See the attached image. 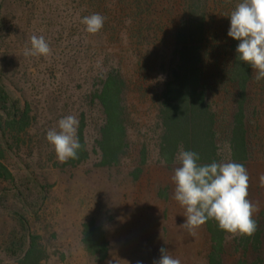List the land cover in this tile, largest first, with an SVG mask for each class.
Here are the masks:
<instances>
[{
  "label": "rangeland",
  "instance_id": "obj_1",
  "mask_svg": "<svg viewBox=\"0 0 264 264\" xmlns=\"http://www.w3.org/2000/svg\"><path fill=\"white\" fill-rule=\"evenodd\" d=\"M241 2L0 0L9 112L0 104V159L12 173L0 180V264H17L32 236L45 250L42 264H100L83 243L91 220L107 230L116 258L153 264L154 227L144 233L131 196L152 165L178 167L181 146L198 153V163L243 164L254 216L264 212V80L236 59L238 41L227 35ZM93 13L105 18L94 35L81 22ZM33 35L45 38L50 55H24ZM67 115L78 118L87 150L73 166L46 140ZM228 236L225 262L235 264L242 243ZM168 245L181 264H200L198 251L196 262Z\"/></svg>",
  "mask_w": 264,
  "mask_h": 264
},
{
  "label": "clouds",
  "instance_id": "obj_2",
  "mask_svg": "<svg viewBox=\"0 0 264 264\" xmlns=\"http://www.w3.org/2000/svg\"><path fill=\"white\" fill-rule=\"evenodd\" d=\"M228 37L238 41L236 59L256 72L257 82L264 80V0H242L228 17ZM86 32L97 34L105 18L99 13L83 17ZM51 49L43 36L33 35L25 56H48ZM78 118L67 115L58 121L57 128L49 129L46 140L52 146L60 163L78 158L81 148L78 137ZM199 154L184 150L181 146L175 157L172 181L175 185L174 200L184 210L185 221L180 227L194 234L209 220L217 223L218 229L236 236L251 237L257 230L253 219L257 206L248 197L249 175L241 163H198ZM165 165L166 161L161 160ZM264 181V176L261 177ZM160 258L153 264H181L170 252L161 247Z\"/></svg>",
  "mask_w": 264,
  "mask_h": 264
},
{
  "label": "crops",
  "instance_id": "obj_3",
  "mask_svg": "<svg viewBox=\"0 0 264 264\" xmlns=\"http://www.w3.org/2000/svg\"><path fill=\"white\" fill-rule=\"evenodd\" d=\"M174 170L166 165L154 164L143 171L138 178V198L131 196L132 201H136L141 209V216L144 218V233H151L154 227V243L159 244V248H169L168 244H178L177 250L184 251L187 259L193 258L196 262L197 252L200 264L202 263L204 249L207 256L211 248V236L207 230L206 224L196 230L194 234H189L186 228L180 227L185 221L184 210L173 198L175 185L172 181ZM137 206L131 208L130 224L134 225L136 219ZM135 212V213H134ZM157 228V230H156ZM165 233V234H164ZM106 237L109 242L108 257L103 264L111 261L114 264H146L137 263L130 258L115 257L113 243L106 230ZM168 243H164L165 241ZM174 247V248H175ZM191 261V260H190Z\"/></svg>",
  "mask_w": 264,
  "mask_h": 264
},
{
  "label": "trees",
  "instance_id": "obj_4",
  "mask_svg": "<svg viewBox=\"0 0 264 264\" xmlns=\"http://www.w3.org/2000/svg\"><path fill=\"white\" fill-rule=\"evenodd\" d=\"M4 92L5 90L0 87L1 111L6 115V118H9V112L6 109L8 99L7 96L4 95ZM17 114L18 113H13L12 119L18 125L20 119H17ZM21 123L26 124L23 116ZM78 137L81 144V148L78 151V158L70 159L66 162L67 165H77L87 158L83 127H80L78 130ZM200 164L210 163L205 162ZM1 179H12V173L0 159V180ZM253 219L258 225L255 233L251 237L237 236V239L242 244L238 245L236 250L242 252L241 256H243L237 259L235 264H264V212L258 216H253ZM205 224L211 236V248L207 256V264H226L225 242L228 234L219 230L217 223L214 220H209ZM83 243L88 253L94 256L100 264H103L108 257L109 242L104 229L99 226L95 220H91L83 225ZM45 256V250L38 243L37 236H32L29 238L27 249H25L22 256L17 259V264H42Z\"/></svg>",
  "mask_w": 264,
  "mask_h": 264
}]
</instances>
